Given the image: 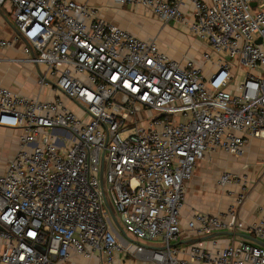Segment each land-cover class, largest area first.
I'll list each match as a JSON object with an SVG mask.
<instances>
[{
  "label": "built area",
  "instance_id": "built-area-1",
  "mask_svg": "<svg viewBox=\"0 0 264 264\" xmlns=\"http://www.w3.org/2000/svg\"><path fill=\"white\" fill-rule=\"evenodd\" d=\"M115 1L182 23L211 53L174 60L72 0H0L26 40L0 35L23 54L0 66L30 65L55 93L0 86V127L21 131L0 175V264H264L244 240L216 255L191 244L188 259L175 247L198 162L264 137V0ZM240 228L199 212L187 223L195 239ZM245 232L264 238V218Z\"/></svg>",
  "mask_w": 264,
  "mask_h": 264
},
{
  "label": "crops",
  "instance_id": "crops-1",
  "mask_svg": "<svg viewBox=\"0 0 264 264\" xmlns=\"http://www.w3.org/2000/svg\"><path fill=\"white\" fill-rule=\"evenodd\" d=\"M72 1L89 5L98 11L102 20L137 38L142 40L157 39L160 48L174 60L190 58L200 63L202 54L211 53L209 47L195 40L182 23L163 22L149 12L127 5H119L115 0ZM168 1L175 2L176 0ZM15 33V27L8 15L0 10V35L10 38ZM187 40L199 51L195 57L192 55L189 57L188 54L176 47V44L186 43ZM0 58L21 59L23 54L21 49L0 50ZM7 64L14 66L15 69ZM36 78V69L27 64L4 62L0 68V86L26 97L53 101L55 93L52 91H47L45 94L40 93ZM20 135V130L0 127V175L5 173L9 162L17 155ZM225 173L232 174L234 181L226 186H220L219 182ZM186 188L187 194L180 220L184 234L175 246L187 252L180 255L182 259H188L191 244L179 245V243L195 240L187 233V223L194 212L218 217L228 225L238 224L241 226V230L237 232L227 230L226 232L250 236L245 231L258 226L264 218V137L251 139L240 157L219 151L206 155L205 159L198 162ZM240 199H242L241 203L238 202ZM235 235L213 238L203 241V244L212 255H216L221 250L243 240L257 245L252 240ZM250 237L264 243V238L254 235ZM125 264H141V262L127 261Z\"/></svg>",
  "mask_w": 264,
  "mask_h": 264
},
{
  "label": "water",
  "instance_id": "water-1",
  "mask_svg": "<svg viewBox=\"0 0 264 264\" xmlns=\"http://www.w3.org/2000/svg\"><path fill=\"white\" fill-rule=\"evenodd\" d=\"M253 6H255V5H253ZM16 32L18 33V35L21 37V39H22L23 41H26V40L24 39V37H23L18 31H16ZM259 43H260V41H259ZM101 184H102V186H103V176H101ZM108 208H109V210H110V213H111V216H112V219H113V221H114V223H115L116 228H117L120 232L124 233V232L122 231V229H121V227H120V225H119V223H118L116 217H115V214L113 213V211H112V209L110 208L109 205H108ZM0 230H1V228H0ZM234 235H235V234H233V233H227V232H224V233H215V234L210 235V236H208V237H206V238H203V239H195V240H191V241H188V242H182V243H179V245L195 244V243H198V242H201V241H206V240H210V239L217 238V237H222V236H234ZM235 236H240V237H242V238L252 240V241H253L254 243H256L257 245H259V246H261V247H264V243H263V242H261V241L255 239V238H252V237H250V236H246V235H235ZM175 246H177V245H175Z\"/></svg>",
  "mask_w": 264,
  "mask_h": 264
},
{
  "label": "rangeland",
  "instance_id": "rangeland-1",
  "mask_svg": "<svg viewBox=\"0 0 264 264\" xmlns=\"http://www.w3.org/2000/svg\"><path fill=\"white\" fill-rule=\"evenodd\" d=\"M195 40H197V41H199L200 43H204V42H202L201 40H199V39H195ZM205 44V43H204ZM176 47L178 48V50H180V51H182V52H185V54H188V56L189 57H191V55L192 56H194L195 57V55L199 52L198 50H196V48H194V46H192V45H190V42L187 40V42L186 43H179V45L178 44H176ZM193 50H195V51H193ZM197 51V52H196ZM2 59H4V58H2ZM2 65H4V64H2ZM1 65V66H2ZM12 66V65H10V64H7V66ZM1 66H0V68H1ZM12 68H14L15 69V67L14 66H12ZM4 154H6V153H4ZM195 171V170H194ZM134 242H136V241H134ZM80 261H82V262H80ZM76 264H91L90 262H85V261H83V260H81V259H78V261H76Z\"/></svg>",
  "mask_w": 264,
  "mask_h": 264
}]
</instances>
